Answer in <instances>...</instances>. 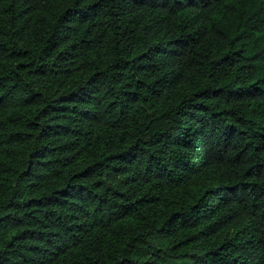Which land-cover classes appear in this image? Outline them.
<instances>
[{"label":"trees","instance_id":"obj_1","mask_svg":"<svg viewBox=\"0 0 264 264\" xmlns=\"http://www.w3.org/2000/svg\"><path fill=\"white\" fill-rule=\"evenodd\" d=\"M0 264H264V0H0Z\"/></svg>","mask_w":264,"mask_h":264}]
</instances>
